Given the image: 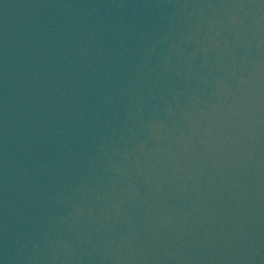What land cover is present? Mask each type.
I'll return each instance as SVG.
<instances>
[{"label":"water","instance_id":"95a60500","mask_svg":"<svg viewBox=\"0 0 264 264\" xmlns=\"http://www.w3.org/2000/svg\"><path fill=\"white\" fill-rule=\"evenodd\" d=\"M0 264H264V0H0Z\"/></svg>","mask_w":264,"mask_h":264}]
</instances>
